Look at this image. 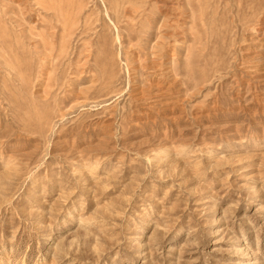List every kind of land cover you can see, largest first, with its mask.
Wrapping results in <instances>:
<instances>
[{"label":"rangeland","instance_id":"374dc122","mask_svg":"<svg viewBox=\"0 0 264 264\" xmlns=\"http://www.w3.org/2000/svg\"><path fill=\"white\" fill-rule=\"evenodd\" d=\"M0 264H264V0H0Z\"/></svg>","mask_w":264,"mask_h":264},{"label":"bare ground","instance_id":"6f19581e","mask_svg":"<svg viewBox=\"0 0 264 264\" xmlns=\"http://www.w3.org/2000/svg\"><path fill=\"white\" fill-rule=\"evenodd\" d=\"M163 11H164V10H163ZM165 25H166V24H165ZM165 25H164V26H165ZM161 27H162V26H161ZM169 52H170V51H169ZM239 249H240V251H241V250L243 249V245H242V246L240 245V248H239ZM244 250H245V249H244ZM247 253H248V252H247Z\"/></svg>","mask_w":264,"mask_h":264}]
</instances>
